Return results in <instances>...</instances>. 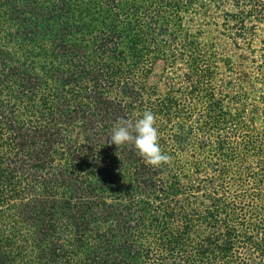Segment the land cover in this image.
<instances>
[{
    "label": "trees",
    "instance_id": "trees-1",
    "mask_svg": "<svg viewBox=\"0 0 264 264\" xmlns=\"http://www.w3.org/2000/svg\"><path fill=\"white\" fill-rule=\"evenodd\" d=\"M207 1L204 16L221 11L218 35L226 43L212 36L202 45L199 34L176 43L159 14L134 8L123 18L109 0V20L88 26L95 33L89 62L85 47L65 39L79 26H31L20 19L22 1L0 0V17L6 7L20 41L52 36L54 60L35 71L32 62L8 65L0 51V264H264V48L250 72L248 56L237 62L221 46L237 49L253 29L246 20H259L264 2ZM165 48L171 63L186 55L187 70L146 108L142 87L156 63H167L159 57ZM79 76L82 96L74 90ZM134 112L146 124L171 125L166 156L183 173L169 186L160 179L168 160H152L155 138ZM191 170L205 175L202 185H189ZM183 187L204 188L201 212L171 228L158 219L148 235L134 215L141 198L158 192L168 200ZM125 196L130 204H117Z\"/></svg>",
    "mask_w": 264,
    "mask_h": 264
},
{
    "label": "rangeland",
    "instance_id": "rangeland-1",
    "mask_svg": "<svg viewBox=\"0 0 264 264\" xmlns=\"http://www.w3.org/2000/svg\"><path fill=\"white\" fill-rule=\"evenodd\" d=\"M20 1L24 3L22 9L18 12L21 14L20 19L25 22L32 23L31 26L34 23H40L41 25L47 24L54 27L58 23H63L61 20H64L68 24L79 26L77 32H74L72 36L65 38L66 42L69 45H73L75 47L77 46V48L79 47L80 49V46L85 47L83 51L87 54L89 62H92L91 60L95 59L92 55V42L94 41L95 33L92 28L88 26L98 28V23L102 21L107 22L109 20L105 18L104 14L107 8L105 6L108 4L109 0ZM110 2L118 4L119 7L125 10L124 15L122 16L123 18L127 16L131 10L134 11V8L139 10V16H142L144 10H146V14H148L149 11L153 15L159 14V22H161V26L159 27L165 28L164 35L175 31L174 35L176 36V34H178L175 41L176 43L180 41L182 37H188L191 39V37L197 34H199V41L202 45L209 43V38L212 36H217L220 38L219 40L226 43L225 38L218 35V32H221L218 28L220 20L219 14L221 11L211 9L206 14L207 19L204 16L205 7L203 5L207 4V0H198L194 3L189 0H110ZM263 2L264 0H259L257 6L259 7L260 3ZM62 3L65 4V7H61ZM244 4H246V8H249V3L244 2L242 3V6ZM241 9L242 8L239 10ZM262 11L263 13L261 14L259 20L253 19L252 17L246 20V22H249L248 25H252L253 29L251 31L247 30L243 37L237 40V49L233 53H231V49L228 45L225 46V44H221V46L226 49L225 52L230 54L237 62L240 55L248 56L249 58L243 63V68L250 70V72H253L255 66L260 64L263 53L262 49L264 48V10L262 9ZM146 14L144 13V15ZM257 15H259L258 12ZM129 16V18L132 19V13L129 14ZM17 25L18 23L11 19L10 11H7V8L4 7L0 17V51L6 54L4 59L7 61V64L9 65L16 62L19 65L21 64L22 66H25L32 62L34 66L33 70L35 71L39 70V66L41 67L42 65H47V67H49V63L54 64V60L50 52V47L52 45L51 40H53L52 36H49L46 32L45 35L39 37L38 41L41 43L42 50H38L37 44L39 42H36L34 45V43H27L25 40H21L22 42L20 41L18 35L14 32ZM84 26H86L87 29H85ZM41 32L43 31L40 30V33ZM220 34H222V32ZM165 52L166 53L159 54V57L166 59L167 63H165V65H162L161 62H159V64L156 63V65H154L150 70L151 74L148 78V83L142 87L145 90L142 96L145 98L144 107L146 108H150L152 106L154 108L155 104H158V102L163 98L165 92L171 90V79L184 74L187 70L186 55H184L181 59L177 56L175 61L171 63L172 61L170 62L169 59L171 58H169V56L173 53L168 51V48H165ZM143 63L145 64L144 61ZM91 64L88 66L89 69H91ZM43 71L46 70L43 69ZM252 76L255 77V74H252ZM128 77L131 76L128 75ZM128 77L126 78L127 80ZM80 78L81 77L79 76L76 80L77 82H80V85L76 83L74 90L79 93V96H82L83 90L81 89V85H83L84 81ZM120 79L124 80V77ZM177 87L178 86H176V88ZM150 88H153V91ZM257 88L260 87L257 86ZM263 88L264 86L261 87V90ZM134 114L137 126L142 128H147L149 126L152 130L151 133L155 138V142H153L151 147L152 160L159 162L160 157L168 160L167 173L160 174V179L164 185L169 186L172 182H174L171 178H175V176L183 173L180 172V165L173 159H170L171 157L169 158L166 156L167 152H172L171 147L167 144V135L171 125L167 124V127L164 128L165 123H163L160 118L156 121L153 119L150 123L146 124L144 123V119H140L138 117L139 114L137 112H134ZM119 127L120 126H118V128ZM179 151L180 150L176 151V153H180ZM197 159L203 160V157L198 156ZM189 174V185L194 187L199 186V184L202 185V181L205 179V175L203 173L200 172L199 174L193 175L191 170ZM179 180L181 183L183 182L182 178ZM184 188L185 187L181 189V193L174 197L171 196L168 200H166L164 195L158 192L150 193L147 198L140 197V201L143 202V204L140 203L138 205L140 210L136 209V214L134 215L138 214L139 220L143 222L145 227L144 231H147L148 235L151 234L156 226L159 225L160 227L158 219H163L168 227L171 228L182 224L183 215H192L194 211H197L198 213L201 212L203 206L205 205L203 194L204 192L206 193V191L204 188L196 192H192L195 188L191 190V192L185 190ZM262 192L264 194V183L262 186ZM131 199L125 196L121 200L119 199L117 204H120L121 206L126 205ZM170 210L172 214H174L173 216L167 214ZM252 259H254V257H252ZM261 260H264V256Z\"/></svg>",
    "mask_w": 264,
    "mask_h": 264
}]
</instances>
